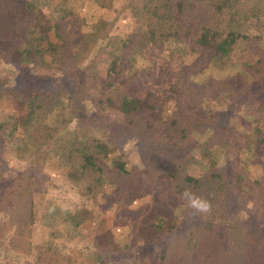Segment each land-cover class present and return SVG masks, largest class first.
Wrapping results in <instances>:
<instances>
[{"label": "trees", "instance_id": "16d2710c", "mask_svg": "<svg viewBox=\"0 0 264 264\" xmlns=\"http://www.w3.org/2000/svg\"><path fill=\"white\" fill-rule=\"evenodd\" d=\"M13 1L23 6L26 15L17 18L28 26L4 46L13 48L21 62L39 61L42 68L60 69L68 80L57 87L0 82V96L11 93L25 110L19 134L22 148L29 152L20 153V158L42 169L47 158L59 155L71 168L80 167L89 190L112 187L122 206L126 200L120 195L127 194L124 175L136 173L120 159L118 144L124 145L122 136L142 135L148 145L140 166L154 165L151 171L159 170L174 193L189 189L214 206L207 216L192 215L185 202L177 218L149 214L136 227L150 235L149 245L161 248L133 259L128 251L117 253V260L100 252L93 261L264 264V182L250 177L246 168L247 160H254L264 146L259 125L264 124V0H126L143 23L122 35L108 19L84 31V18L66 3L57 4V13L54 8L43 13V21L34 0ZM98 1L110 5L113 0ZM41 2L51 7L49 1ZM200 31H208L214 41L223 40L210 49L197 38ZM239 40L256 51L257 59L242 64L234 74V87L220 94L223 81L199 77L200 68L210 62L227 67ZM193 54L195 59L187 61ZM140 57L149 63L140 66ZM202 106L213 119L223 112L220 107L228 106L229 114H242L243 126L228 122L200 141L194 132L207 129ZM196 148L231 154L235 177L219 169L216 160L203 171H193L200 162ZM38 183L27 170L0 179V251L30 247ZM39 249L41 264H58L49 257V247Z\"/></svg>", "mask_w": 264, "mask_h": 264}, {"label": "rangeland", "instance_id": "374dc122", "mask_svg": "<svg viewBox=\"0 0 264 264\" xmlns=\"http://www.w3.org/2000/svg\"><path fill=\"white\" fill-rule=\"evenodd\" d=\"M34 1L35 6L40 9L39 16L40 18L43 16V21L47 19V16L45 18L42 15L43 13L48 14L53 8L57 13V4L66 3L71 10L84 18V31L90 29L91 25L100 19L114 20L113 30L121 35L143 23L126 6V0H113L110 5H102L98 0H47L52 3L50 8L41 2L42 0ZM22 14L26 15L20 3L13 0H0V39L3 42L0 44V82L19 87L32 84L53 87L67 85L68 80L60 69L42 68L39 61L21 62L13 48L8 50L4 46L6 40L13 39L28 26L27 21L17 18ZM48 35H51L49 30ZM51 36H54L53 32ZM197 38L210 49L217 48L223 40H212L208 31H200ZM15 40L19 39L15 38ZM169 44L175 45L174 41ZM196 56V54L186 56V60L192 61ZM256 59V51L245 40H239L230 55L227 67H219L211 62L206 63L200 68L199 77L221 79L223 85L219 92L226 95L234 87L233 77L237 69L242 64L253 63ZM138 63L143 66L149 61L140 57ZM39 71L45 74L42 76ZM220 109H224L223 112L213 119L207 115L206 107L200 108V113L205 115L203 121L207 127L206 131L194 132L200 141L211 137L218 126L228 122L243 126L241 113L229 114L228 106L220 107ZM65 110L67 113L71 111L67 98ZM25 119L23 106L11 93L0 96V126H2L0 128V179L27 170L39 180L33 192L36 218L30 227L31 245L24 250L3 249L0 251V264H41L39 262L40 246L49 247L51 250L49 257H53L58 264H97L93 258H98L97 254L99 255L100 252L106 253L109 259L114 260L122 252L128 251L133 259L151 248L155 251L161 248L158 243L149 245L150 235H144V230L136 227V224L144 221L149 214L177 218L184 201L179 199L180 195L173 192L165 178L160 175L161 172L159 174V170L151 171L154 165L140 166L144 161L142 154L148 145L146 142L148 139L142 135H125L120 139L124 143L123 146L118 144V149L123 151L120 153V159L136 173L135 177L124 175L123 183L127 194H122L120 197H125L126 203L120 206L117 202L120 198L111 192L112 187L107 185L99 190H89L88 181L81 177L80 167L71 168L59 155L47 158L42 169L20 158V153L29 152L22 148L24 141L19 134ZM253 125L255 126V123ZM259 125L264 130V124ZM194 151L202 163L193 165V171H203L206 165L209 167L212 160H216L219 169L235 177L231 167V154L222 150H206L204 154L199 148ZM113 155L114 153L110 154V157ZM246 168L249 170L250 177L264 182V146L260 148L254 160H247ZM10 232L8 231L6 235ZM111 253L113 256H109ZM150 257L151 260H157V256L150 255ZM144 264L152 263L144 261Z\"/></svg>", "mask_w": 264, "mask_h": 264}, {"label": "clouds", "instance_id": "9594fccd", "mask_svg": "<svg viewBox=\"0 0 264 264\" xmlns=\"http://www.w3.org/2000/svg\"><path fill=\"white\" fill-rule=\"evenodd\" d=\"M179 199L185 202L186 208L191 210L192 215L207 216L213 212L212 200L198 195L189 189H185Z\"/></svg>", "mask_w": 264, "mask_h": 264}]
</instances>
